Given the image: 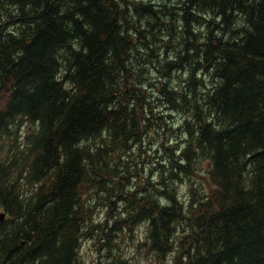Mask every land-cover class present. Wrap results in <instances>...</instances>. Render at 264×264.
Here are the masks:
<instances>
[{
  "label": "trees",
  "instance_id": "trees-1",
  "mask_svg": "<svg viewBox=\"0 0 264 264\" xmlns=\"http://www.w3.org/2000/svg\"><path fill=\"white\" fill-rule=\"evenodd\" d=\"M0 200V264H264V0H0Z\"/></svg>",
  "mask_w": 264,
  "mask_h": 264
},
{
  "label": "rangeland",
  "instance_id": "rangeland-1",
  "mask_svg": "<svg viewBox=\"0 0 264 264\" xmlns=\"http://www.w3.org/2000/svg\"><path fill=\"white\" fill-rule=\"evenodd\" d=\"M104 214L105 208H102L98 219L102 218ZM143 233L144 226L140 228L139 233H136L133 239L125 238V240L121 242L120 246H123L128 253L135 255L137 257V260L140 259L142 263L151 264L153 261L152 255L150 253H147L145 249L140 251V249L136 245L137 241L140 239V236H142ZM105 248L106 245H102L98 239L84 240L82 247V259L84 260V264H98L99 260L104 259Z\"/></svg>",
  "mask_w": 264,
  "mask_h": 264
},
{
  "label": "bare ground",
  "instance_id": "bare-ground-1",
  "mask_svg": "<svg viewBox=\"0 0 264 264\" xmlns=\"http://www.w3.org/2000/svg\"><path fill=\"white\" fill-rule=\"evenodd\" d=\"M190 28V27H189ZM161 31V30H160ZM197 44V43H196ZM169 49V48H168ZM165 54V53H164ZM198 64V63H197ZM169 68V67H168ZM141 152V151H140ZM204 158V157H203ZM201 160V159H200ZM204 160V159H203ZM176 164V163H175ZM172 168V167H171ZM195 171V170H194ZM171 174V173H170ZM80 237H82V236H80Z\"/></svg>",
  "mask_w": 264,
  "mask_h": 264
},
{
  "label": "water",
  "instance_id": "water-1",
  "mask_svg": "<svg viewBox=\"0 0 264 264\" xmlns=\"http://www.w3.org/2000/svg\"><path fill=\"white\" fill-rule=\"evenodd\" d=\"M1 215V217H3L4 216V214L2 213V214H0Z\"/></svg>",
  "mask_w": 264,
  "mask_h": 264
},
{
  "label": "clouds",
  "instance_id": "clouds-1",
  "mask_svg": "<svg viewBox=\"0 0 264 264\" xmlns=\"http://www.w3.org/2000/svg\"><path fill=\"white\" fill-rule=\"evenodd\" d=\"M162 203H164L165 201H161Z\"/></svg>",
  "mask_w": 264,
  "mask_h": 264
}]
</instances>
